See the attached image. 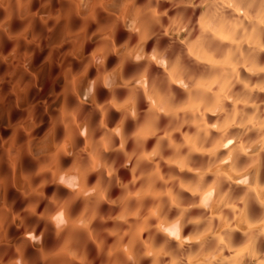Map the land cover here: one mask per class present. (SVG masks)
<instances>
[{"label":"clouds","instance_id":"9594fccd","mask_svg":"<svg viewBox=\"0 0 264 264\" xmlns=\"http://www.w3.org/2000/svg\"><path fill=\"white\" fill-rule=\"evenodd\" d=\"M0 264H264V0H0Z\"/></svg>","mask_w":264,"mask_h":264}]
</instances>
